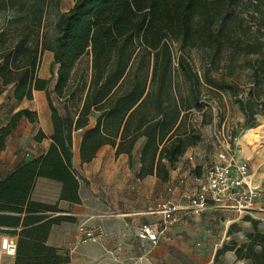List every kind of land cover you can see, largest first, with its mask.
Returning a JSON list of instances; mask_svg holds the SVG:
<instances>
[{"label": "trees", "instance_id": "1", "mask_svg": "<svg viewBox=\"0 0 264 264\" xmlns=\"http://www.w3.org/2000/svg\"><path fill=\"white\" fill-rule=\"evenodd\" d=\"M60 4L0 0V14H5L0 22V80L4 88H12L18 103L45 91L53 124L46 155L0 181V231L19 235L15 264L69 263L47 245L52 227L64 221L47 214L62 211L58 205L32 201L31 193L37 179L46 178L62 184L61 201L81 204V178L72 170L79 129L82 163H90L107 145L116 149V156L128 154L132 163L134 147L144 138L136 177L167 182L186 151L202 141L190 124L192 112L202 114V125L210 123L206 116L211 108L201 104L204 88L233 96L248 128L257 126L264 109V0H75L63 13ZM187 50L202 55L201 73L186 57ZM46 52L53 54L51 77L42 79L38 72ZM85 56L90 61L89 84L72 111L69 104L78 85L70 82L74 66ZM244 68L247 80L240 84L235 77L237 69ZM53 95L64 106L63 114ZM22 118L38 121L37 113L28 109L15 113L0 129V152ZM238 134L233 129L232 136ZM45 138L40 131L35 140ZM244 220L253 227L247 234L250 243L223 245L215 260L235 251L239 259L264 264L260 222ZM235 229L231 226L228 233Z\"/></svg>", "mask_w": 264, "mask_h": 264}, {"label": "crops", "instance_id": "2", "mask_svg": "<svg viewBox=\"0 0 264 264\" xmlns=\"http://www.w3.org/2000/svg\"><path fill=\"white\" fill-rule=\"evenodd\" d=\"M47 53L48 62L45 64L42 61L38 72L42 79L51 77V74L47 76L46 73L53 60V54L51 52L45 54ZM41 70H43V74H41ZM53 88L54 85L51 90ZM14 103V110L0 126V129L5 127L10 118L22 109L36 112L38 121L30 123L27 118H22L13 134L7 139L5 150L0 152V181L5 180L20 165L45 156L51 144L50 137L53 134L51 110L45 91H36L32 101L18 103L14 100ZM22 105L25 107L23 108ZM40 131L47 138L42 142H37L35 137ZM80 142L81 137L77 144L74 137L72 170L81 178L79 189L81 204L61 201L62 184L46 178L37 179L31 193L32 201L53 206L58 205L62 215L82 216L89 218L88 221L93 218L101 219L94 221L88 228L95 226L102 228L103 237L97 244L104 243L105 251L110 249L108 244H112V248L117 246L119 249L131 248L134 244L131 240L133 235L137 238V231L144 224H153L155 229L160 228L163 215L158 211V208L171 201L180 209L174 214V216L180 217V221L168 228L157 245L142 242L137 238L142 249L140 253L136 249L133 250L134 254L131 253L136 263L252 264L250 259H239L235 251L224 253L215 260L217 251L223 245H230L232 242L237 243L238 246L250 243L247 234L253 232V227L251 222L244 220L250 216L213 207L200 218L193 217L187 212L190 199L202 186V177L193 173L187 175V172L182 170V160L188 159V157H190V166L195 167L196 154L192 157L193 150L186 151L171 169L168 181L161 182L156 176H147L143 179L136 177L142 167L140 157L146 143L144 138L140 139L134 147L132 163H130L128 154L116 156V149L108 145L102 147L90 163H82L79 150ZM240 153L241 150L239 153L237 152L238 158L250 164V170L255 175V179L263 180L264 186V163L258 164L252 160L251 156ZM188 170L191 169L188 167ZM104 201H107L108 208H113V217L103 216L108 214L101 208L104 206ZM63 206L66 209H63ZM254 214L259 219L250 218L259 221L260 225L264 226V192L257 200ZM231 226H236V229L229 234ZM52 234L53 229L50 232L47 245L61 249L59 244L53 242ZM93 257L83 250L80 254L72 256L68 264H92ZM102 261V264L107 262V260Z\"/></svg>", "mask_w": 264, "mask_h": 264}, {"label": "rangeland", "instance_id": "3", "mask_svg": "<svg viewBox=\"0 0 264 264\" xmlns=\"http://www.w3.org/2000/svg\"><path fill=\"white\" fill-rule=\"evenodd\" d=\"M74 4L75 0H61L60 11L62 13L67 12L74 6ZM7 18H9V16ZM50 19L52 20L53 17H51ZM4 20L5 14H0V22L3 23ZM185 55L190 60L193 67L201 73L202 55L200 54V52L198 50H187L185 52ZM43 57L44 63L47 64L48 53ZM49 68H51V65L50 67L48 66V70L46 73L47 76L51 74ZM43 73V70H41V74ZM247 74V68L237 69V77H235V79L238 80L240 84H243L242 82L247 80ZM89 78L90 61L89 57L85 56L74 66V72L72 80L70 82V86L78 85L75 99H73L69 104V107L72 111L76 110L81 104V101L85 96V92L89 84ZM182 92L183 94L187 93V88L183 83ZM203 94L204 97L201 100L203 108H211V113H208L206 116V118L210 120V123L207 125H202V114L198 111L192 112V115L190 116V124L193 125L196 132L201 135L202 141L196 146L190 147L187 150H193L192 157H194V154H196L195 167L190 166V157H188V159L182 160V170L186 171L187 175L193 173L196 176L202 177L204 168H206L214 160V155L216 154L217 146L216 144H214L215 134L219 131L226 133L232 129H236L239 133L236 146L237 152L239 153V151L241 150L240 154L251 156L254 162H258V164L264 163V141H261V143L260 141L248 140L247 138H245V135H247L250 130L264 124V109L263 114L257 118V126L254 128H248L245 122L244 115L233 96L226 92L209 91L207 88L203 89ZM240 96H243V93H240ZM52 100L55 106L59 109L60 113L63 114L64 106L58 101L55 95L52 96ZM14 107L15 103L14 99L12 98V88H4L0 80V126L9 118L11 112L14 110ZM22 107L24 108L25 105H22ZM80 137V135L75 134L76 144L79 142ZM188 167L189 169H191L190 171L188 170ZM130 193L133 194V192ZM103 204L104 206H101L102 210L108 213L103 216L113 217V208H108L109 205L107 201H104ZM63 209H66V207L63 206ZM47 215H50L51 218L60 217L64 219V221H62L59 225H54L52 227V237L53 242L59 244L62 247L61 249H58L60 254L64 257H68L69 261L72 256L78 255L83 250H86L87 254L94 256V262L92 264H102V260H107V262H105L104 264H142L140 262L136 263L134 256L131 255V253L134 254V249H136L138 253H140V250L142 249V246L137 241L136 236L133 235L131 239L134 243L131 248L123 247L119 249L118 246L112 248V244H108L110 249L108 251H105L103 249L104 243L97 244L90 241L84 242L85 239L82 235V229L90 227V225L94 221L101 219L93 218L91 219V221H88L89 218H85L82 216L74 217L67 216L65 214L62 215L60 213ZM258 230L264 233V226L259 225ZM4 234L11 235L19 239V235L12 233V231H0V235ZM256 250L259 251L260 247L257 246ZM0 264H15V260L2 258L0 259Z\"/></svg>", "mask_w": 264, "mask_h": 264}, {"label": "built area", "instance_id": "4", "mask_svg": "<svg viewBox=\"0 0 264 264\" xmlns=\"http://www.w3.org/2000/svg\"><path fill=\"white\" fill-rule=\"evenodd\" d=\"M229 132L219 131L215 134L214 144L217 146L214 160L204 168L202 186L190 199L187 212L193 217L200 218L210 208L232 210L239 214L259 219L254 211L257 200L264 192L263 180L255 179L247 161H241L237 156L236 143L238 138ZM82 129L77 131L81 135ZM179 207L173 202L159 206L163 220L160 228L155 229L153 224H144L137 231V238L142 242L157 245L169 227L180 221L174 216ZM84 242H99L103 237L100 226L82 229ZM18 247V238L11 235H0V259L15 260Z\"/></svg>", "mask_w": 264, "mask_h": 264}, {"label": "bare ground", "instance_id": "5", "mask_svg": "<svg viewBox=\"0 0 264 264\" xmlns=\"http://www.w3.org/2000/svg\"><path fill=\"white\" fill-rule=\"evenodd\" d=\"M245 138H247L248 140L260 141V142L264 141V124L255 129L250 130L248 134L245 135Z\"/></svg>", "mask_w": 264, "mask_h": 264}]
</instances>
